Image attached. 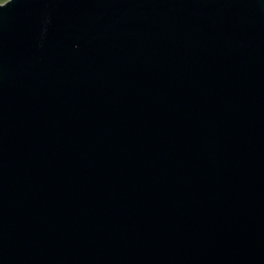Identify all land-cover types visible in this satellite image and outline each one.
<instances>
[{
	"label": "water",
	"instance_id": "95a60500",
	"mask_svg": "<svg viewBox=\"0 0 264 264\" xmlns=\"http://www.w3.org/2000/svg\"><path fill=\"white\" fill-rule=\"evenodd\" d=\"M0 264H264V0L0 4Z\"/></svg>",
	"mask_w": 264,
	"mask_h": 264
},
{
	"label": "rangeland",
	"instance_id": "374dc122",
	"mask_svg": "<svg viewBox=\"0 0 264 264\" xmlns=\"http://www.w3.org/2000/svg\"><path fill=\"white\" fill-rule=\"evenodd\" d=\"M9 0H0V4H5L7 3Z\"/></svg>",
	"mask_w": 264,
	"mask_h": 264
}]
</instances>
